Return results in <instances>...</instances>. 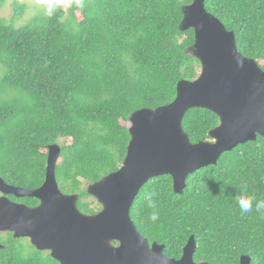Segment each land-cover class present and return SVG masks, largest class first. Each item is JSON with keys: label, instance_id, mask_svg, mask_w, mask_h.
Masks as SVG:
<instances>
[{"label": "trees", "instance_id": "16d2710c", "mask_svg": "<svg viewBox=\"0 0 264 264\" xmlns=\"http://www.w3.org/2000/svg\"><path fill=\"white\" fill-rule=\"evenodd\" d=\"M7 0H0V8ZM191 0H51L15 25L27 8L12 1L0 17V177L25 188L45 176L49 146L58 144L55 176L61 191L77 193L84 213L99 210L86 186L116 170L129 140V116L170 103L181 79L200 63L189 46L193 29L181 31V7ZM208 12L234 32L237 50L264 71V0H204ZM182 128L193 143L208 139L217 116L192 108ZM159 219H149L145 194ZM237 197H251L241 213ZM264 137L223 152L215 165L187 175L175 193L169 175L146 181L130 218L163 253L179 258L190 235L195 261L264 264ZM33 198L27 197L31 204ZM34 203V202H33ZM0 264H60L26 239L0 240ZM115 243V241H114Z\"/></svg>", "mask_w": 264, "mask_h": 264}, {"label": "water", "instance_id": "95a60500", "mask_svg": "<svg viewBox=\"0 0 264 264\" xmlns=\"http://www.w3.org/2000/svg\"><path fill=\"white\" fill-rule=\"evenodd\" d=\"M181 14L179 29H193L189 51L198 59L200 71L192 80L177 82L170 103L130 114L129 140L120 166L86 188L100 209L83 213L76 204L77 194L59 190L55 165L60 147L52 144L39 187L18 188L0 178L3 194L39 200L28 206L1 196L0 231L27 237L35 248L49 250L60 264H211L193 259V235L179 258L165 255L164 244L149 243L138 231L130 207L149 179L169 175L174 192L182 193L187 175L215 165L223 152L237 144L264 137V71L237 50L234 32L206 10L204 0H191L181 7ZM192 108L217 116L218 124L208 132L210 140L192 143L184 132L182 118ZM239 264H250V257L241 255Z\"/></svg>", "mask_w": 264, "mask_h": 264}, {"label": "clouds", "instance_id": "9594fccd", "mask_svg": "<svg viewBox=\"0 0 264 264\" xmlns=\"http://www.w3.org/2000/svg\"><path fill=\"white\" fill-rule=\"evenodd\" d=\"M191 2V1H190ZM189 2V3H190ZM201 109V108H200ZM187 112V111H186ZM185 115V114H184ZM182 124V123H181ZM218 124V123H217ZM215 127V126H214ZM212 129V128H211ZM185 132V131H184ZM209 132V131H208ZM186 133V132H185ZM187 134V133H186ZM209 136V135H208ZM205 140H210V138L205 139ZM201 141V140H199ZM193 143V142H192ZM55 144V143H54ZM112 172V171H111ZM1 178V177H0ZM3 181L4 179L1 178ZM5 182V181H4ZM6 183V182H5ZM7 185H9L8 183H6ZM90 184V183H89ZM88 184V185H89ZM87 185V186H88ZM11 186V185H10ZM86 186V188H87ZM184 190V189H183ZM66 194H72V193H66ZM77 194V193H74ZM5 194H3L2 196H4ZM78 195V194H77ZM89 195V194H88ZM156 194L154 192H148L145 194V199L147 201V206L148 208L152 209V212L150 213L149 219L152 222H156L159 219V211L157 209L156 206V201L153 199V197ZM6 196V195H5ZM79 197V195H78ZM91 198L95 199L94 197L90 196ZM237 203L239 205L240 211L241 213H250L253 211V199L251 197H237ZM78 200V199H77ZM97 202V201H96ZM77 204V202H76ZM79 209V208H78ZM100 209V208H99ZM255 210L257 212H262V210H264V201H259L255 204ZM81 211V210H80ZM98 211V210H97ZM82 212V211H81ZM130 212V211H129ZM84 213V212H83ZM95 213V212H94ZM130 215V213H129ZM142 235V234H141ZM191 236V235H190ZM114 242V241H113ZM116 243V241H115ZM150 243V242H149Z\"/></svg>", "mask_w": 264, "mask_h": 264}, {"label": "rangeland", "instance_id": "374dc122", "mask_svg": "<svg viewBox=\"0 0 264 264\" xmlns=\"http://www.w3.org/2000/svg\"><path fill=\"white\" fill-rule=\"evenodd\" d=\"M12 1L13 0H7L2 7L0 8V17L10 19V17L13 14L12 10ZM20 2L26 3V10L24 12V15L20 20L15 22V25H18L20 22L25 21L27 18L32 16L37 9H41L43 7H47L51 0H18Z\"/></svg>", "mask_w": 264, "mask_h": 264}, {"label": "flooded vegetation", "instance_id": "af4514ba", "mask_svg": "<svg viewBox=\"0 0 264 264\" xmlns=\"http://www.w3.org/2000/svg\"><path fill=\"white\" fill-rule=\"evenodd\" d=\"M44 178H45V176H44ZM44 178H43V181H44ZM43 181L39 184V185H37V186H35V187H29V188H25V187H22V186H19V185H15V184H12V183H8L9 185H11V186H14V187H18V188H25V189H35V188H37V187H39L42 183H43ZM57 182V181H56ZM58 185V184H57ZM58 188H59V186H58ZM59 190L61 191V189L59 188ZM62 193H67V192H64V191H61ZM3 195V193L2 192H0V197ZM6 197L8 198V199H10V200H12V201H15V202H17V203H23V204H26V205H28V206H35V205H37L38 203H39V200L37 199V198H34V197H31V198H33V202L31 203V204H28L27 203V196H23V197H17V196H15L14 194H12V193H8V194H6ZM90 199H93V198H90ZM95 212H97V211H95ZM92 213H94V212H92ZM8 235H10L12 238H22V239H26L27 241H29V239L27 238V237H14L13 236V234H12V232H9V231H0V240H4L5 238H7V236ZM29 243H30V241H29ZM31 244V243H30ZM113 244H116V243H114L113 242ZM0 245H2L1 243H0ZM32 245V244H31ZM3 246V245H2ZM37 249V248H36ZM39 250V249H38ZM40 251H44V252H46L47 254H49L50 255V251L49 250H40Z\"/></svg>", "mask_w": 264, "mask_h": 264}]
</instances>
